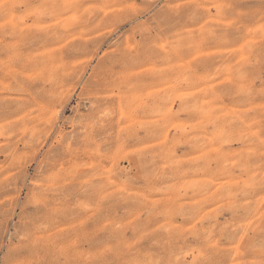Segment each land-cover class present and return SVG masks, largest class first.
Here are the masks:
<instances>
[{
	"label": "rangeland",
	"instance_id": "rangeland-1",
	"mask_svg": "<svg viewBox=\"0 0 264 264\" xmlns=\"http://www.w3.org/2000/svg\"><path fill=\"white\" fill-rule=\"evenodd\" d=\"M63 3L65 7L54 9L53 0H0V99L4 101L0 124L7 126L25 112L29 124L37 127L53 118L46 101L59 91L50 82L52 66L58 64L65 80L75 77L85 84L104 80L119 85L115 94L106 95L119 111L116 133L123 130L133 137L127 142L133 147L97 144L94 153L70 154L52 136L42 140L38 151V146L25 143L27 136H0V144H7L20 162L19 171L6 167L0 172V199L5 202L0 211L3 258L20 262L38 258L46 255V242L52 240L91 264L97 258H111L106 250L118 243L121 233L129 245L147 249V241L135 236L131 225H146L166 235L177 226L190 227L187 216L195 205L202 214L220 213L217 218L227 220L238 233L235 242L217 241L221 253L216 259L221 264L257 259L264 245V192L255 186L261 179L256 165L264 148L262 0H125L124 11L114 17L109 8L101 10V0ZM73 3L75 7H70ZM132 17H139L141 23L132 25L128 22ZM18 80L29 82L34 99L15 90ZM83 87L74 86L64 96L59 114L73 115ZM21 103L26 105L24 111L18 107ZM164 104L171 121L167 129L155 123ZM134 149L159 152L146 163L170 173L167 184L175 198L160 209L163 214L145 212L136 220L132 213L141 201L147 198L159 208L168 195L147 192L141 181L117 189L122 191L121 202L109 198L94 208V195L77 191L79 177L97 164L91 156L110 152L105 169L128 168L137 162L130 157ZM5 159L0 154V161ZM45 159L56 165L48 175L67 170L70 198L60 209L64 214L49 229L41 230L31 243L22 242V216L35 214L40 205L17 207L29 195L22 187L21 172L35 175ZM231 204L245 207L221 212L222 206Z\"/></svg>",
	"mask_w": 264,
	"mask_h": 264
},
{
	"label": "clouds",
	"instance_id": "clouds-1",
	"mask_svg": "<svg viewBox=\"0 0 264 264\" xmlns=\"http://www.w3.org/2000/svg\"><path fill=\"white\" fill-rule=\"evenodd\" d=\"M124 2L125 0H101V10L109 8L113 17L117 16L124 11L121 8ZM213 6L219 7L215 4ZM63 7H65L63 0H53L54 9ZM70 7H75V4L73 3ZM128 22L137 25L141 23V19L132 17ZM122 54L129 57L135 56V53L123 52ZM58 67V64L52 66L50 82H54L59 91L46 101L53 118L42 121L37 127L35 123L29 124V114L25 112V115L18 117L16 121H9L7 126L0 124V136L7 138L9 135H19L21 139L27 136L25 143L38 146L37 151L39 147L43 146L42 140L52 136L59 140L61 147L67 146L66 151L70 154L84 153L87 155L90 150L94 153L97 144L113 146L127 144V147H133L132 144L127 143L133 137L125 134L123 130L119 135L116 133L119 111L115 102L109 100L106 95L109 92L115 94L119 85L114 81L104 80L89 81L85 84L83 80L77 81L75 77L65 80L66 73L58 72ZM80 85H84V87L81 91L79 107L74 110L71 117L59 114L64 96L74 91V86ZM29 87L28 81H16L15 90L26 99L32 100L34 97L28 91ZM169 102H172L171 98H169ZM3 104L4 101L0 99V106ZM18 107L24 111L26 105L21 103ZM81 108L83 111L80 110ZM166 109L167 104H164L156 112L155 123L162 129H167L171 122ZM0 154L6 156L5 161H0V172L6 167H15L18 171L20 170V162L16 158L15 152L7 144H0ZM157 155L159 152L156 150L134 149L130 153V157L137 162L130 163L128 168H121L117 165L112 169L104 168V164L110 162V152H106L100 157L92 155L91 158L96 159L97 164L79 177L77 191L92 193L95 197L92 202L95 208L109 198L114 202H121L122 191L117 189H123L129 184L142 181L147 192L167 193V200L162 201L157 208L155 204L145 198L141 201V207L132 213L134 219L139 220V217L145 212L154 211L156 214H163L160 209L166 208L167 201H172L175 196L170 185L167 184L170 173L160 168L149 167L146 163ZM38 166L42 171L33 176H27L21 172L22 187L29 190V195L19 200L17 207L23 205L27 208L33 203L40 205L35 214L25 212L22 216L23 227L20 235L22 242L31 243L33 237L38 236L41 230L49 229L55 219L64 214L60 209H64L65 202L70 198L69 191L65 187L69 182L67 170L57 169L55 175H48L51 168H56V165L51 163V159L43 160ZM256 166L260 168L261 179L255 186L264 192V148L259 152V163ZM165 168H168V165H165ZM29 180L34 183L30 185ZM210 189L211 186H209ZM261 203H264V200ZM4 204V200L0 199V211H3ZM180 207L189 206L180 205ZM190 207L191 214L187 216L190 227L177 226L173 231H167L166 235H158L156 229H150L146 225L143 228H138L133 224L131 228L135 230V236L147 241L149 245L147 249L129 245L121 233L118 243L106 250L111 258H97L91 264H221L216 259L221 253L217 241L232 240L235 242V236L238 233L227 220L220 221L217 218L220 213L202 214V208L195 205ZM237 207L244 208L245 206L236 204L222 206L221 212L232 211ZM65 211H70V209H65ZM176 215H183V213L177 212ZM24 216H28L29 219L25 220ZM46 247L48 248L46 255L23 262L14 258L4 259L3 254H0V264H86V261L75 252L60 248L55 241H47ZM233 264L236 262L233 261ZM245 264H264V245L260 248L259 257L245 262Z\"/></svg>",
	"mask_w": 264,
	"mask_h": 264
}]
</instances>
